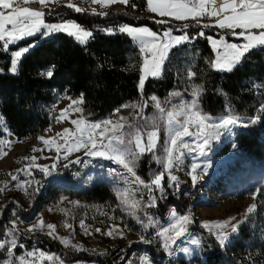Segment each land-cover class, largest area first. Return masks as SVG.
Returning <instances> with one entry per match:
<instances>
[{
    "label": "trees",
    "instance_id": "obj_1",
    "mask_svg": "<svg viewBox=\"0 0 264 264\" xmlns=\"http://www.w3.org/2000/svg\"><path fill=\"white\" fill-rule=\"evenodd\" d=\"M136 1L129 0L127 5L115 3L95 12L89 8L77 12L64 1L44 6L29 4L45 13L46 22L74 20L92 31L93 36L82 44L64 32L53 33L52 37L37 34L19 40L7 49L0 41V115L7 126L18 138L42 134L53 123L51 104L62 93L83 96L90 118L100 120L123 103L150 94L163 100L171 90H179L190 97L189 87L196 85L200 88L198 99L201 108L206 113L217 116L232 111L247 118L246 123L255 121L238 131L236 142L245 159L259 162L264 157V48H254L230 72L217 70L212 66L215 52L207 37L228 34L218 27H203L214 25L215 21L205 18L181 22L162 18L144 12L143 7L135 4ZM160 20L165 23H157ZM126 24L147 25L156 32L171 29L176 34H187L194 39L173 47L162 76L148 77L141 91V50L128 34L119 32V28ZM107 29H112V34ZM201 31L204 36L198 35ZM31 44L30 50L21 57L17 72L12 73V52ZM50 68L54 73L52 77L45 74V70ZM189 72L195 75L190 77ZM3 134L0 124V140ZM229 145L227 143L220 153L227 152ZM154 158L155 151L145 152L135 167L136 174L145 182L150 180L152 173L162 171ZM70 187L63 189L52 185L47 188L46 198L65 193L88 202L115 204L117 201L112 187L102 181L87 187ZM162 187L164 197H157L154 206H149L151 203L142 205L140 217H129L128 223L138 234V240L127 249L119 263H115L118 257H114L117 249L64 253L56 239L21 229H16L20 245L15 251L21 252L24 248L61 251L66 260L85 259L98 264H130L134 255L140 253H146L153 264H264V182L248 185L235 193L244 196L256 191L257 206L226 246L219 244L215 234L193 223L190 228L199 242L188 255L168 251L158 233V225L167 218L171 209L187 213L191 201L179 198L166 175ZM39 202L36 198V205ZM31 211L28 210L27 215ZM1 234L3 230H0Z\"/></svg>",
    "mask_w": 264,
    "mask_h": 264
},
{
    "label": "rangeland",
    "instance_id": "obj_2",
    "mask_svg": "<svg viewBox=\"0 0 264 264\" xmlns=\"http://www.w3.org/2000/svg\"><path fill=\"white\" fill-rule=\"evenodd\" d=\"M58 1H64L67 5L71 2L75 7L81 9L89 8L92 10H103L115 4L112 3L101 7L100 4L91 3L90 0H52L49 4ZM136 5L140 6L139 4ZM143 11L152 13L146 8H143ZM43 19L45 21L44 17ZM168 19L171 18L168 17ZM64 22L75 21L65 20L61 23ZM45 23L58 24L46 21ZM126 25L132 27H147L154 31L147 25ZM166 30L169 29L154 32L162 36ZM171 32L173 36L184 35L176 34L172 30ZM37 34L41 35L40 33ZM41 36L52 37V34ZM209 37L219 38L215 36ZM134 42L141 50L140 43L137 40H134ZM231 42L242 43L243 41L231 40ZM29 46L32 47L33 44ZM24 47L28 46L14 50L11 55V60L13 53ZM220 51L223 50L221 49ZM214 52L215 61L217 52L216 50ZM141 55L143 64L144 53L141 52ZM167 59L164 61L163 69ZM163 69L160 76L152 78L161 77ZM46 72L47 69L45 70V74ZM197 90L200 92L198 86L190 85V97H186L179 90H171L163 100L159 99L155 94H150L148 97L123 103L110 115L104 116L100 120H92L90 118L84 100L82 104L76 105V107L82 109L81 112L69 111L63 120H58L57 118L60 116L62 110L68 108L74 100L81 98V95L73 96L62 93L51 104L50 111L53 116V123L42 134L34 137L18 138L3 119V122L0 124L4 134L0 141H10L11 145L0 144V151L7 153L6 155L0 156V189H5V185H7L4 191H0V230H3V234L0 235V241L8 242L14 239L17 244L16 247L20 245L16 231L12 235L6 234L12 228V221H15L16 229H21L27 233L40 232L56 239L61 246V251L64 253L79 250L86 252H104L110 248L117 249L114 257H118L115 263H119L123 255L127 253V249L131 247L135 240H138V234L132 230L128 223L129 217H140L139 208L142 205L150 204L152 198L156 199L157 197L165 196L162 181L161 187L150 184L152 178L160 173L166 175L172 189L178 192L179 198L191 201L187 213H179L171 209L167 218L158 225L159 234L162 228L168 227L170 229L168 235L173 236L175 240V243L167 241L168 247L166 249L168 251H174L175 254L188 255L195 250L198 243H193V241L199 242V240L190 228L193 223L215 235L222 229L211 227L212 222L230 221V224H237L239 222V228L249 216L245 215L248 207L253 204L257 206L256 191H250L244 196L235 195V193L248 185L264 182V157L259 162L257 160L245 159L237 148L236 134L244 128L242 124L246 123L248 119L232 111L217 116L206 113L202 110L199 99L194 96V92ZM173 93H178L179 95H173ZM153 96L156 97L155 101L151 99ZM194 99L197 101V108L194 111L198 110L202 115L208 117L210 123L218 122L229 117L237 119L238 123L230 126L227 130L221 129L222 134L220 138L218 140H211L210 145L205 149L206 154L204 155L196 149L197 137H184V142L188 143L193 150L190 151L189 149L181 148L179 151L183 152L184 155L176 162L175 156L179 155V152L175 153L173 156L175 166L170 170V173L166 172L164 162L166 160V151L170 147L168 143L167 113L179 112L181 107L190 104ZM157 102L164 109L163 112L157 109ZM125 105H128V107H124ZM117 109L119 111H116ZM0 117L2 116L0 115ZM121 117H125L126 120L121 121ZM76 119H83L89 125L101 123L105 120H111L113 124L117 122L124 123L126 126L121 132L109 133V135L122 136L126 142L129 139L128 133L136 127H141L144 132L158 128L159 135L153 151H155L154 159L161 166L163 172L152 173L148 182H145V184H137L133 182L134 177L121 165L104 157L86 155L87 150L84 148L72 152H66L64 148H60L58 152L57 146L64 144L65 134L63 130L65 128L74 130L75 125L71 121ZM176 120L183 123L185 116L179 115L176 117ZM175 126L174 124L173 127ZM108 127H111V125ZM189 128L195 131L192 125H189ZM58 133L60 134L59 136L57 135ZM41 137L44 140L55 138L56 142L52 145H46L41 140ZM227 143L230 144L228 151L220 153ZM128 147L132 148L133 151H138L134 148V145H128ZM34 148L40 149V151H33ZM65 156H67L66 159L64 158ZM140 156L134 162V171ZM24 157H35L36 159L34 161L31 159L25 160ZM194 165H199L195 171H193ZM206 165H210V167L205 172L204 168ZM43 168L48 169V171H42L41 169ZM10 174L16 175L17 179L12 180ZM169 175L176 176L177 182L171 181ZM193 176L197 177L196 180L192 179ZM96 181H102L112 187L117 198L115 204L83 201L65 193H61L59 196L51 199L46 198L47 188L52 185H59L63 189H67L70 186L87 187ZM123 192H127L130 199L138 201L140 207L138 209H132L123 204L119 196ZM36 198L40 201L37 204L40 205L39 207L36 205ZM30 209L32 211L27 215V211ZM173 212H175V217L172 215ZM184 216L189 217L190 221L185 225L187 231L179 238H176L171 231V225ZM40 220H43L45 224H54L56 226L53 235H48L49 229L46 227L32 228ZM81 221H83L84 227H81ZM5 224L8 226L5 227ZM65 224H69L71 227H65ZM206 224L209 227H206ZM30 228H32L31 231H29ZM96 229H100V231L97 232ZM109 231L113 232L111 236L106 234ZM223 231L229 233V240L235 235V233H231L230 226L223 229ZM118 233H122V235ZM160 236L165 245L166 237L163 235ZM16 247L12 248L11 254L7 248H0V264H18V258L26 257L28 252H35L37 257L40 252H43L45 256L53 257V260L40 259L36 264H98L95 261L85 259L66 260L61 251L24 248L23 251L16 252ZM184 249H188V251L185 252ZM133 255L132 253V257ZM134 256L133 262L130 264H153L146 253L135 254ZM32 259L28 258L29 261Z\"/></svg>",
    "mask_w": 264,
    "mask_h": 264
},
{
    "label": "snow or ice",
    "instance_id": "obj_3",
    "mask_svg": "<svg viewBox=\"0 0 264 264\" xmlns=\"http://www.w3.org/2000/svg\"><path fill=\"white\" fill-rule=\"evenodd\" d=\"M52 0H0V41H3V47L7 49L9 45L16 43L26 37L36 35H51L53 33L64 32L73 36L78 42L86 44L88 39L93 36L92 31L84 29L81 25L75 22H64L58 24L45 23L43 17L45 13L39 9L28 7L31 3H38L42 6L51 3ZM91 3L100 4L101 7H105L109 4L120 2L125 5L129 3V0H90ZM70 8H75V11H84L79 7H75L71 2L67 5ZM148 10L152 13H156L161 17H172L176 20H187L197 18H216L214 25H203V27H218L228 35H221L218 39L213 37H207L209 39L212 48L216 50V59L212 66L217 70L232 71L247 54L254 48H264V0H147ZM95 12V9L92 10ZM106 15V13H100ZM157 23H165L164 20L157 21ZM188 25H185L187 28ZM109 34H112V29L106 30ZM119 32L126 33L134 40H137L141 45V52L144 53L143 64L140 69L141 76L139 81V88L141 91L144 87V82L148 77H158L161 75L164 61L168 58V54L171 49L183 42L194 39L189 35L184 34L180 36H173L171 30H166L163 35H158L156 32L150 30L147 27H132L122 26L119 28ZM199 36H204V32H200ZM230 38H236L243 41L242 43L231 42ZM31 46L24 47L13 53L11 61L12 73L17 72L18 63L21 57L30 50ZM223 51H220V50ZM53 70L50 68L47 70L46 75L48 77L53 76ZM195 73L189 72V76H194ZM173 95H179L173 93ZM194 96L198 98L199 91L194 92ZM152 100H156V97H152ZM83 103V96L79 100H74L68 108L61 111L58 120H63L69 111L81 112L82 109L76 107L78 104ZM124 107H128L125 105ZM157 109L161 112L164 111L160 104L157 102ZM197 108V101L194 99L190 104H186L181 107L179 112H168V131H169V145L170 147L166 151V160L164 162V168L166 172L170 173V170L175 166L173 156L179 152V155L175 156V161L178 162L184 155L179 150L181 148L193 150L188 143L184 142V137H197L196 149L200 151L202 155L206 154L205 149L210 145L211 140H218L221 136V129L227 130L230 126L238 123L237 119L229 117L222 119L218 122H209L208 117L202 115ZM116 111H119L117 109ZM179 115H184L185 120L180 123L176 120ZM121 121H125V117L120 118ZM3 122V117H0V123ZM71 123L75 125V129L65 128L63 133L65 134L64 144L57 146V151L60 148H64L66 152L79 151L81 148L86 149V155L100 156L106 159L112 160L115 163L121 165L134 177V183L145 184L134 171V162L139 155L145 152H152L156 147V142L159 135L158 128H154L152 131L144 132L141 127H136L133 131L128 133L129 139L127 142L122 136L109 135V133L121 132L125 128L124 123L117 122L113 124L111 120H105L101 123L89 125L83 119L72 120ZM249 123H255V121H249L243 123V127H247ZM176 125L173 127V125ZM111 125V127H108ZM189 125L195 128V131L190 130ZM129 127H131L129 125ZM99 130V131H97ZM60 135L59 133L57 134ZM41 140L46 145L54 144L55 138L49 140ZM0 144L11 145L10 141H0ZM128 145H134V148L138 151H133ZM235 146V145H233ZM103 149V150H101ZM33 151H40V149H33ZM0 151V156L6 155ZM65 159L67 156L64 157ZM25 160H35V157H24ZM199 165L193 166V171L198 168ZM210 165H206L204 171ZM42 171L47 172L48 169L43 168ZM26 171V170H25ZM30 174V173H29ZM11 175L12 180H16V175ZM164 178V173L155 175L150 181L151 185L161 187V181ZM169 178L173 182H177V177L169 175ZM196 176L192 179L196 180ZM7 185H5V189ZM5 189H0L4 191ZM121 202L132 209H138L140 204L138 201L129 198L127 192L119 194ZM155 198H152V202L149 206H154ZM256 205L253 204L246 210V216L250 215ZM175 217V212L172 214ZM235 219V218H232ZM189 217L184 216L179 218L175 223L171 225V231L174 233V237L179 238L186 231L185 225L189 223ZM238 224H230V221L224 222H212L211 227L222 229L216 233L217 240L221 246H226L229 242V233L223 231V229L230 226L231 233L238 231ZM209 227L208 224L205 225ZM47 228L49 229L48 235H53L56 226L54 224H45L43 220H40L37 225H33L32 228ZM65 227H71L69 224H65ZM81 227H84L83 221H81ZM29 229V231L32 230ZM16 231V222L12 221V228L8 230L7 235H12ZM87 231V230H86ZM97 232L100 229H96ZM170 229L168 227L162 228L160 235L166 237L165 247H168L167 241L175 243L173 236L168 235ZM111 236L112 231L106 233ZM122 235V233H118ZM67 242V241H64ZM193 243H198L193 241ZM10 245V246H9ZM17 246L16 241L13 239L8 242L0 241V248H7L11 254L12 248ZM185 252L188 249H184ZM28 258H33L31 261ZM40 259L53 260L52 256H45L43 252L39 253L37 257L35 252H28L26 257L18 258V264H36Z\"/></svg>",
    "mask_w": 264,
    "mask_h": 264
},
{
    "label": "built area",
    "instance_id": "obj_4",
    "mask_svg": "<svg viewBox=\"0 0 264 264\" xmlns=\"http://www.w3.org/2000/svg\"><path fill=\"white\" fill-rule=\"evenodd\" d=\"M136 4H139L141 7L148 9L147 0H137Z\"/></svg>",
    "mask_w": 264,
    "mask_h": 264
},
{
    "label": "crops",
    "instance_id": "obj_5",
    "mask_svg": "<svg viewBox=\"0 0 264 264\" xmlns=\"http://www.w3.org/2000/svg\"><path fill=\"white\" fill-rule=\"evenodd\" d=\"M32 8V7H31ZM153 14H156V13H153ZM156 15H158V14H156ZM161 17V16H160ZM165 17H167V16H165ZM163 18V17H162ZM168 18V17H167ZM171 19H174V18H172V17H170ZM205 18H207V17H205ZM201 19H203V18H197L196 20H201ZM207 19H209V20H211V21H215V19L216 18H207ZM176 20V19H175ZM188 20H193V19H187V20H179V21H181V22H185V21H188Z\"/></svg>",
    "mask_w": 264,
    "mask_h": 264
}]
</instances>
